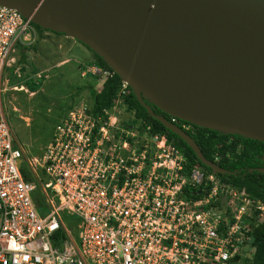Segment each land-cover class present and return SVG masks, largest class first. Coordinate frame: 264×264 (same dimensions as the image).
I'll return each mask as SVG.
<instances>
[{"label": "built area", "instance_id": "obj_1", "mask_svg": "<svg viewBox=\"0 0 264 264\" xmlns=\"http://www.w3.org/2000/svg\"><path fill=\"white\" fill-rule=\"evenodd\" d=\"M34 35L0 3V264H251L264 202L128 111L125 80L109 107L64 112L40 155L17 140L3 72ZM93 72L101 84L113 73Z\"/></svg>", "mask_w": 264, "mask_h": 264}, {"label": "water", "instance_id": "obj_2", "mask_svg": "<svg viewBox=\"0 0 264 264\" xmlns=\"http://www.w3.org/2000/svg\"><path fill=\"white\" fill-rule=\"evenodd\" d=\"M0 3L100 55L148 110L143 98L192 125L264 141V0ZM155 117L204 165L228 173L188 132L164 115Z\"/></svg>", "mask_w": 264, "mask_h": 264}, {"label": "rangeland", "instance_id": "obj_3", "mask_svg": "<svg viewBox=\"0 0 264 264\" xmlns=\"http://www.w3.org/2000/svg\"><path fill=\"white\" fill-rule=\"evenodd\" d=\"M35 29L18 44L14 61L3 72L1 95L17 140L40 155L58 118L69 108L91 102L89 87L100 88L93 52L82 42L48 29ZM73 41V42H72Z\"/></svg>", "mask_w": 264, "mask_h": 264}, {"label": "trees", "instance_id": "obj_4", "mask_svg": "<svg viewBox=\"0 0 264 264\" xmlns=\"http://www.w3.org/2000/svg\"><path fill=\"white\" fill-rule=\"evenodd\" d=\"M31 24L39 30L44 29L36 23L31 22ZM93 54L97 67L113 72L100 55L95 52ZM120 83L121 78L113 72L108 79L104 80L99 89L90 86L89 95L92 101V109L99 111L102 108L109 107ZM143 102L149 106L150 110L137 99L130 88V92L125 98L127 110L134 111L137 118L150 123L155 131L164 133L186 155L188 163L198 164L210 169L196 157L192 148L181 137L164 127L155 117L156 115H164L170 120L171 116L158 109L150 100L143 98ZM186 132L192 136L207 159L228 172L224 174L217 173L224 182L244 187L252 196L264 202V170H261V168L264 169V141L239 134H223L195 125H193L192 130ZM252 242L255 251L251 264H264V219L255 227Z\"/></svg>", "mask_w": 264, "mask_h": 264}, {"label": "crops", "instance_id": "obj_5", "mask_svg": "<svg viewBox=\"0 0 264 264\" xmlns=\"http://www.w3.org/2000/svg\"><path fill=\"white\" fill-rule=\"evenodd\" d=\"M63 35H65V37H69L68 35H66V34H63ZM71 37V36H70ZM73 38V37H72ZM73 42V41H72ZM98 75V74H97ZM101 85L102 84H100V87H101ZM90 88V87H89ZM91 99V98H90ZM92 102V101H91Z\"/></svg>", "mask_w": 264, "mask_h": 264}]
</instances>
